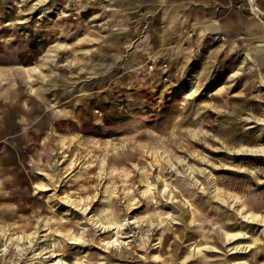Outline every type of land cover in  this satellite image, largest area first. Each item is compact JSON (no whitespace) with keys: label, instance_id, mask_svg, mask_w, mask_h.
Listing matches in <instances>:
<instances>
[{"label":"rangeland","instance_id":"374dc122","mask_svg":"<svg viewBox=\"0 0 264 264\" xmlns=\"http://www.w3.org/2000/svg\"><path fill=\"white\" fill-rule=\"evenodd\" d=\"M209 1L27 0L13 9L26 24L0 34V264L255 260L258 246H243L257 227L243 216L264 218V157L234 152L264 148L262 77L243 52L230 56L213 26L192 30L219 18ZM44 54L54 63L28 82L18 67ZM193 81L196 95L183 100ZM193 171L203 180L190 185L199 211L174 187ZM108 212L118 229L93 226ZM61 226L83 242L54 232ZM207 232L213 242L202 240ZM107 235L122 248L103 253Z\"/></svg>","mask_w":264,"mask_h":264},{"label":"bare ground","instance_id":"6f19581e","mask_svg":"<svg viewBox=\"0 0 264 264\" xmlns=\"http://www.w3.org/2000/svg\"><path fill=\"white\" fill-rule=\"evenodd\" d=\"M11 1H12V5L10 7L5 6L4 3H3L2 6L0 5V18H2V20L0 21V34L1 33L3 34V33L8 32L10 30L14 31V29H17L16 27L18 25L21 26V25L26 24V21H24L23 19H20L19 16L13 15L12 11H13V9L19 11L20 8L23 5H25L27 0H11ZM39 4H41V3L39 2L37 5H39ZM247 5H248V8H249L251 14L253 15V17L255 19H258L259 15H263L264 16V10L261 9L262 6H260L258 4V0H248ZM35 9H36V7H34V4H33V6H30V8H29L30 13H33L34 12L33 10H35ZM39 19H37V22H39ZM168 20L170 21V17L168 18ZM211 24L212 25H216V22H212ZM211 24H208V25H205V26L192 24L191 27H192V30L196 29V30L199 31V35H202L207 30V28L211 26ZM38 25L39 24H37V26ZM262 27L264 29V24H262ZM187 37H188V35H187ZM8 38H9V39H7L8 41H10L12 39L11 37H8ZM58 46L60 48H63L62 43L61 44L58 43ZM258 47H262V45H259ZM165 50H166V47H163V48H160V49H157V50H150L149 52H147V58L137 68V71H140L139 73H143L144 75H146L145 65L148 64L149 62H151V63L155 62V60L157 59V56L159 54H161L162 52H164ZM49 53L53 54V51H49ZM50 56H53V58H55L54 55H50ZM50 56L44 54V55L40 56V58H39L40 64L35 62L34 64H31L29 66H25V67L19 66L18 68L22 69L25 72V74L27 75L28 82L32 81L33 80V76H35L36 74L41 75V77H45V74L43 73V68L47 64L54 63V60L52 58H50ZM245 58L250 63H254V58L251 55H249L248 53L245 54ZM196 77L197 76H195L194 78L196 79ZM151 79L155 80L153 77H151ZM4 80H8L7 76H6V78H4ZM193 83H195V81L192 82V86H189V88L187 90L185 89V90H182L180 92V94L183 97V100L192 99L196 95V89H194ZM259 87H260L261 91H264V82H263V80L260 81ZM9 89L10 90L11 89L15 90V88L13 86L9 87ZM11 92H13V91L11 90ZM2 100H4L5 102H7V101L10 102L11 101V99L7 98V96L6 97L3 96ZM37 101L39 102L40 99H38ZM52 108H57V107H53L52 106ZM56 112H60V111H56ZM258 123L263 124L264 120H261ZM234 155H243V156H250V157H264V148H262V149L242 148L240 150L235 151ZM194 172L195 171L184 175L183 176V181H185V182H183L182 180L181 181L178 180L174 187H175V189H178V191L180 193H182L183 199L187 202V204L190 207H192L194 205L195 206L194 210H198L199 211L200 208L198 207V205L196 203V200H195L196 193H195V191H193V189L190 187V185H191V183H193L194 186L202 185L203 184V180L201 179L202 178L201 176H195ZM190 176H192V177L189 180ZM188 180H189L190 184L187 183ZM38 187H40V186H38ZM43 191H45L44 187H42V190H39V192H43ZM146 191L147 192L151 191V188L148 187V189ZM163 192H164V190H163ZM169 200H171V199H169ZM243 218H244V220H248V221L250 220L251 222H254L253 225L255 227H257L256 231L254 233V237H252L253 240L251 239L252 240L251 243L245 244L243 246V248L245 250H251V249L255 248L254 246L256 245V246H259L260 248L264 249V218L263 217H258V216L254 217V216H251L249 213H246L245 216H243ZM96 225H99V226L101 225L103 230L109 229V228L112 229L113 226L117 227V229H118V226H117L118 224L116 225V223H115V214L111 213V212H108V214L102 215L101 219H98V221L93 222V226H96ZM54 232H57L59 234H64V235H66L68 237L69 240L72 239V240H74V241H76L78 243H80L82 241L81 240L82 238L80 236L76 235L73 232L72 228H68V227L66 228V227L61 226L59 229H56ZM208 234H211V235H208ZM237 234L238 233H228L227 234V239H229V240L233 239L234 237L238 236ZM240 235H241V237H246L245 233H242ZM70 236H72V238ZM18 238L16 239L17 240V243H16L17 246L16 247L19 246L18 245ZM108 239H110V240L106 241V243L104 244V247L102 248V252L103 253H109L110 252L109 249H111V248H119L121 246V244H122V243L116 242V240H111L112 236H110V235H107L106 240H108ZM202 240H205L207 243L213 242L214 241L213 232H211V233L207 232V234H205L203 236ZM201 241H199V243L195 246V249H197L198 253H200V251H203V249L207 248L206 246H203V245L201 246V244H202ZM124 244L125 243H123V245ZM58 245H59V243H58ZM236 247H238V246H236ZM121 248H122V246H121ZM98 255H99V253H98ZM47 259H48V261L45 262L46 264H66L62 257L51 256V257H48ZM88 262L89 263H87V264H102L100 259H95V258L89 259ZM75 264H78V263H75ZM79 264H83V262H81Z\"/></svg>","mask_w":264,"mask_h":264},{"label":"crops","instance_id":"0c3cea01","mask_svg":"<svg viewBox=\"0 0 264 264\" xmlns=\"http://www.w3.org/2000/svg\"><path fill=\"white\" fill-rule=\"evenodd\" d=\"M232 0H211L208 2V10L211 14H219V18L211 25L214 33L224 35L225 41L231 44L230 56L235 53H248L254 58L257 75L264 82V29L262 25L249 12V8L229 9ZM192 25V24H191ZM240 40V41H238ZM262 45V47H258ZM264 93V91H261ZM264 100V97H262ZM251 264H264V249L258 246L255 260Z\"/></svg>","mask_w":264,"mask_h":264},{"label":"built area","instance_id":"2783aa9c","mask_svg":"<svg viewBox=\"0 0 264 264\" xmlns=\"http://www.w3.org/2000/svg\"><path fill=\"white\" fill-rule=\"evenodd\" d=\"M247 2H248V0H247ZM260 16H262V15H259V17H260ZM258 19H259V18H258Z\"/></svg>","mask_w":264,"mask_h":264}]
</instances>
